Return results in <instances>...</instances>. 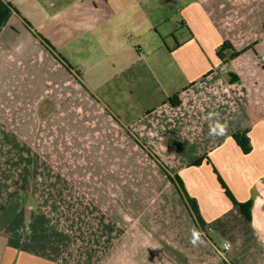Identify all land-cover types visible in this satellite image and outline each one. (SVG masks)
<instances>
[{"label":"crops","instance_id":"1","mask_svg":"<svg viewBox=\"0 0 264 264\" xmlns=\"http://www.w3.org/2000/svg\"><path fill=\"white\" fill-rule=\"evenodd\" d=\"M2 1L12 7L0 30L2 115L4 98L12 109L20 97L54 92L56 80L68 78L55 46L87 43L86 33L101 29L106 37L94 41L117 53L133 44L155 48L148 54L166 49L183 83L173 91L177 107L163 102L132 126L108 114L119 127L136 130L171 173L157 165L161 179L144 185L143 195L141 185L140 191L119 185L116 197L106 184L83 182L97 225L83 224L80 213L74 220L50 212L32 195L39 186L12 191L0 180V264H264V0ZM209 113L227 121L226 134L209 135ZM108 138L102 142L113 149V133ZM12 143L19 145L16 137ZM117 155L86 156L75 171L105 183L122 173L109 168ZM67 187H54L61 203ZM147 192H155L150 201ZM132 211L136 217L127 218ZM196 236L203 243L194 245Z\"/></svg>","mask_w":264,"mask_h":264},{"label":"rangeland","instance_id":"2","mask_svg":"<svg viewBox=\"0 0 264 264\" xmlns=\"http://www.w3.org/2000/svg\"><path fill=\"white\" fill-rule=\"evenodd\" d=\"M86 35L87 43L79 41L60 48L54 45L70 66L64 67V70L69 68L68 78L56 80L57 90L44 91V95L30 100L20 97L18 106L14 102L15 111L4 98L1 105L4 114L0 113V168H3L0 180L12 191L17 185H21V190L27 184L39 186L41 192L37 190L32 195L40 205L58 217L67 213L69 219L75 220V215L80 213L83 224L95 226L97 218L88 209L91 202L87 200L91 195L82 193L83 182L84 186L106 184L108 195L116 197L122 195L119 185H130L137 191L142 186L139 194L143 195L144 185L156 184L155 180L161 179L158 166L167 174L171 173L155 151L143 144L136 130L119 127L112 118L124 126L136 124L148 113L157 111L163 102L171 105L170 100L176 96L173 91L183 80L166 49L148 54L150 49L156 51L155 48L142 50L133 44L132 49L117 53L105 41H94L105 38L106 29ZM51 92L54 94L50 95ZM111 133L113 149L102 142L109 141ZM14 137L19 145L12 143ZM106 151L119 153L108 163L109 168L121 169L118 177L106 178L103 183L99 177L91 178L90 173L82 177L75 171L77 163H86V156ZM12 163L19 169H13ZM101 164L105 166L102 159ZM59 184L71 187H67L63 203L59 200L62 194L54 189ZM45 187L47 192H42ZM154 195L155 192H147L148 200ZM75 198L80 199L76 205ZM45 199L49 200L47 204ZM137 210L140 212L139 208ZM133 211L131 215L126 213V217H136Z\"/></svg>","mask_w":264,"mask_h":264},{"label":"trees","instance_id":"3","mask_svg":"<svg viewBox=\"0 0 264 264\" xmlns=\"http://www.w3.org/2000/svg\"><path fill=\"white\" fill-rule=\"evenodd\" d=\"M11 9L12 7L10 6V4H7L5 2H3L2 0H0V30L1 28L3 27L7 17L9 16V14L11 13ZM42 40V43L43 45L47 48V49H52V46L51 44L49 43L48 40H45L43 38H41ZM227 44H225L224 47H226ZM220 55V54H219ZM65 61V60H64ZM67 64V63H66ZM70 67V66H68ZM79 75V74H78ZM170 103L173 107H177L179 104H180V101H179V98L178 96H175L174 98H172L170 100ZM239 144L242 145L243 148H245V152L248 151V148H246V145L244 143H242V141H239ZM202 162V160H199L197 161L195 164H200ZM221 184H222V187L224 189H226V186L224 185V183L220 180ZM226 194L227 196L230 198V200L232 201V203L234 204V206L236 207H241L243 208L240 204H238L234 198L232 197L231 193L226 189ZM189 205L191 206L192 208V211L198 221L199 224L202 225V220H201V217H200V214H199V210L197 208V206L195 205V203L191 200H189ZM248 206V209H249V205ZM243 210V209H242ZM246 212V211H245ZM246 216L249 217V210L247 211L246 213Z\"/></svg>","mask_w":264,"mask_h":264},{"label":"clouds","instance_id":"4","mask_svg":"<svg viewBox=\"0 0 264 264\" xmlns=\"http://www.w3.org/2000/svg\"><path fill=\"white\" fill-rule=\"evenodd\" d=\"M208 119L210 120L209 123V135L212 137L222 136L226 134L228 129L227 121H222L219 117V113H209ZM203 243L202 240L199 239V236H196L192 243L195 245L197 243ZM226 247H229L227 242L225 243Z\"/></svg>","mask_w":264,"mask_h":264},{"label":"built area","instance_id":"5","mask_svg":"<svg viewBox=\"0 0 264 264\" xmlns=\"http://www.w3.org/2000/svg\"><path fill=\"white\" fill-rule=\"evenodd\" d=\"M263 59H264V58H263ZM228 245H229V247H226V246L224 245V249H225V250H229V249H230L231 246H230V244H228Z\"/></svg>","mask_w":264,"mask_h":264}]
</instances>
